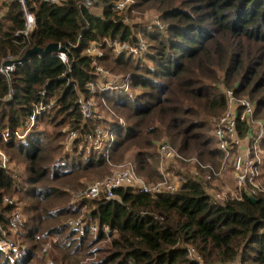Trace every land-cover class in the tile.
<instances>
[{
    "label": "trees",
    "instance_id": "16d2710c",
    "mask_svg": "<svg viewBox=\"0 0 264 264\" xmlns=\"http://www.w3.org/2000/svg\"><path fill=\"white\" fill-rule=\"evenodd\" d=\"M89 1L29 0L36 25L25 36L21 5L0 0V67L50 44L68 60L35 54L17 65L10 81L0 74V147L13 165H0V223L19 247L0 252V264H264V195L214 204L191 165H178L184 181L174 193L122 187L114 200L81 196L87 182L111 174L109 162L131 159L148 185L162 181L157 145L164 139L181 155L218 166L212 132L226 109L223 87L254 103V116L264 123V0H135L124 12L115 10L119 0ZM133 10L157 12L162 28L127 24ZM139 34L149 48L138 58L115 56L108 46H138ZM91 45L103 55H87ZM100 65L129 73L131 91L92 96L87 86L99 80ZM81 97L105 98L113 121L96 113L85 119ZM50 103L53 109L37 116L26 139L14 136ZM100 126L114 132L109 154L87 140ZM238 129L244 138L248 126L240 122ZM71 132L76 138L68 149ZM5 197L17 207L4 204ZM16 208L24 219L12 228ZM90 224L98 225L96 236ZM192 250L198 259L190 257Z\"/></svg>",
    "mask_w": 264,
    "mask_h": 264
},
{
    "label": "built area",
    "instance_id": "2783aa9c",
    "mask_svg": "<svg viewBox=\"0 0 264 264\" xmlns=\"http://www.w3.org/2000/svg\"><path fill=\"white\" fill-rule=\"evenodd\" d=\"M8 1L18 2L21 5L26 21V29L23 34L25 36L29 35L36 25L34 14L30 13L27 8V2L29 0ZM37 1L47 2L52 5H62L67 0ZM134 3L135 0H119L115 5V10L117 12H124L131 8ZM91 4L92 2L87 0V5L90 6ZM158 25L161 28L163 26L161 23H158ZM108 45L114 49L117 56L125 52L128 54L130 53L129 55H132L135 58H138L147 51V46L141 40L139 41L138 46H132L129 43L111 41L108 42ZM55 54H57L58 58L63 63L68 62L66 54L62 51ZM87 55L100 57L103 55V51L96 45H91L87 50ZM15 61L18 60H11V62H13L12 65L5 66L4 64L0 67V74L4 76L7 81L11 80L12 74L16 71L18 64ZM96 71L100 75L99 80L96 83H91L87 86L92 96L96 95L98 92L106 93L114 92L116 90H123L124 92L130 91L128 81L123 82L119 78H112L111 75L104 72L105 70L101 67H97ZM99 84L102 87H99ZM222 91L226 99V109L223 115L217 119L212 132V135L216 140V147L221 152V163L218 166L203 165L195 158H186L168 144H161L158 147V153L162 161L166 163H179L180 165H191L192 169H197L194 171V174L197 177H200L199 171L206 172V191L214 204H223L228 200V198L240 199L244 195L250 198H257L259 195H264V179L262 178V168L264 165V150L262 148L264 140V123L262 120L255 118V106L249 99L238 97L235 95L234 91L224 87L222 88ZM92 99L93 97L85 100L81 97L78 100L82 115L85 119L91 118L95 114L94 107L96 105ZM101 100L103 104H107L105 98H102ZM53 106L54 104L50 103L39 107L30 117L25 129L15 132L14 136L21 140L26 139L36 125L37 116L41 115L43 112L52 110ZM240 122L245 123L248 126V131L244 138L239 137L238 128ZM120 124L124 125V122L121 121ZM104 135L105 134L101 129H97L94 135L92 134L87 137V140L91 143L92 147L97 149L96 151H102L100 150L103 145V140H101V138ZM113 135L114 132L111 134V138H113ZM75 138L76 133L71 132L66 142L68 149ZM3 139L8 141L10 139V135L4 133ZM112 143H109L107 147L108 149L105 150L106 154H109ZM100 145L101 147H99ZM0 165L4 169H9L11 165L9 156L1 149V147ZM121 168V170L114 172L112 177L104 181H98L91 185L88 189H86L87 191L85 190L81 194V196L86 199H96L101 195H105L107 200H114L118 199L116 190L122 187H130L151 194L165 192L174 193L178 191L181 181H184V179H180L182 178L181 176H175L171 174V172L161 169L160 173L162 175V181L155 185H148L146 181L137 175L133 163L123 165ZM181 172H185V169H181ZM229 174L233 175L235 186L234 191H231L229 188H216L212 185L215 180H223ZM3 202L4 204L15 207L18 205L14 199L8 197H5ZM23 219L24 216L21 210L16 208L9 218L12 228L21 224ZM70 224L75 227L81 225L79 221H71ZM82 227L84 228L85 226L83 225ZM90 230L95 236L99 233L97 224H90ZM8 235V231L4 228L2 223H0V252L4 254H10L18 251L19 249L18 246H15L9 241ZM190 257L198 259L195 251L193 250L190 252ZM46 264L55 263L46 259Z\"/></svg>",
    "mask_w": 264,
    "mask_h": 264
},
{
    "label": "rangeland",
    "instance_id": "374dc122",
    "mask_svg": "<svg viewBox=\"0 0 264 264\" xmlns=\"http://www.w3.org/2000/svg\"><path fill=\"white\" fill-rule=\"evenodd\" d=\"M159 15H158V13L157 12H155V11H153V10H149V11H144V12H141V11H137V10H133L132 12H130V14L128 13L127 14V18H126V23L127 24H130V25H138L139 27H151L152 25H157V26H159L158 25V23H160V19H159V17H158ZM160 27V26H159ZM139 41L141 40V41H143L144 42V44L147 46V49L149 48V44H148V42H147V40L144 38V36L143 35H140L139 34ZM109 47H110V45H108ZM110 48H112V47H110ZM113 49V48H112ZM114 50V49H113ZM61 51V50H60ZM59 51V52H60ZM103 51V50H102ZM104 52V51H103ZM114 54H115V56H117L116 55V53L114 52ZM130 54V53H129ZM134 57V56H133ZM99 67H101L102 69H104L105 71L104 72H106L107 74H110L111 75V77L112 78H119L121 81H123V82H126V81H128V82H130V74L129 73H126V74H117V73H112V71H110V70H108V69H106V68H104L103 66H99ZM100 82V81H99ZM99 87H102L100 84H99ZM130 91H131V87H130ZM129 91V92H130ZM244 98H246V99H248L247 97H244ZM92 101L93 102H95V107H94V109H95V113H97L96 115H97V117L99 118V119H104L106 122H110V121H113V119H114V114H113V112H111V110H110V107L107 105V104H103L102 103V100H101V102H99L98 100H96L95 98H93L92 99ZM99 103H101V105H103V107H104V109H102L99 105ZM254 104V103H253ZM216 121H217V119L215 120V123H216ZM213 127H214V125H213ZM106 127H104V126H100V127H98L97 129H101L102 131H103V133L105 134L102 138H101V140H103V145H102V147H101V145L99 146V147H101V149L100 150H102V151H105L106 149H108L107 147H108V145H109V143H112L114 140H115V137H114V135H113V138H111V134L113 133V130L112 131H109V130H107V129H105ZM96 129V130H97ZM95 130V131H96ZM95 131H94V133H95ZM94 133H93V135H94ZM67 142V141H66ZM67 144V143H66ZM163 145V144H168V145H170V143H168V141L166 140V139H164V140H161L159 143H158V147L160 146V145ZM171 146V145H170ZM90 148L91 149H93V150H97V149H95V148H93L92 147V145H91V143H90ZM160 156V155H159ZM186 158H189V159H192L190 156H186ZM160 160H161V158H160ZM129 163H132V160L131 159H127L125 162H123V163H120V164H118V165H115V164H111V162H109V165L112 167V170H111V174L110 175H107L105 178H103V179H94V180H92V181H90V182H87L88 184H87V187L84 189V190H86V189H88L91 185H93L94 183H96V182H98V181H104V180H106V179H108V178H110V177H112L113 176V174H114V172H117V171H119V170H121L122 168V166L123 165H126V164H129ZM221 163V160H220V162H219V164ZM178 165H180L179 163H177V164H175V163H166V162H164V161H162L161 160V163L158 165V168H159V171L162 169V170H164V171H167V169L168 168H174V172H172V173H174V174H178V173H180V171L178 170V168H179V166ZM183 165H186V164H183ZM212 164H210V166H211ZM10 169H12L13 168V165H10V167H9ZM181 169H184V168H181ZM189 170H191L192 171V173L194 174V171H195V169L196 168H191V167H189L188 168ZM197 170V169H196ZM184 172H181L180 174H179V176H181L182 178H180V179H184V176H182V174H183ZM186 173H191V172H186ZM191 173V174H192ZM199 173H200V177L202 178V180L203 181H205L206 182V175H203V176H201V171H199ZM195 175V174H194ZM140 177V176H139ZM141 179H143L142 177H140ZM144 181H145V179H143ZM217 180H219V179H217ZM217 180H215V182H213L212 183V185L213 186H215L216 188L218 187V188H229L231 191H234V189H235V186H234V181H233V175H231V174H229V175H227L226 177H225V179H223V180H220V181H217ZM81 191H83V190H81ZM87 191V190H86ZM80 192V191H79ZM76 195V194H75Z\"/></svg>",
    "mask_w": 264,
    "mask_h": 264
},
{
    "label": "water",
    "instance_id": "95a60500",
    "mask_svg": "<svg viewBox=\"0 0 264 264\" xmlns=\"http://www.w3.org/2000/svg\"><path fill=\"white\" fill-rule=\"evenodd\" d=\"M60 46L58 44H50L49 46H47V48L45 50H42L40 48H33L29 51L26 52V54L24 55V57L21 59V60H18V61H15L17 64H22L24 63L26 60L29 59L30 56L32 55H40L42 57L44 56H48L50 54H53V53H58L60 51ZM13 62L11 61H8L5 63V66H9V65H12ZM252 201L256 202L257 199L255 198H250Z\"/></svg>",
    "mask_w": 264,
    "mask_h": 264
}]
</instances>
